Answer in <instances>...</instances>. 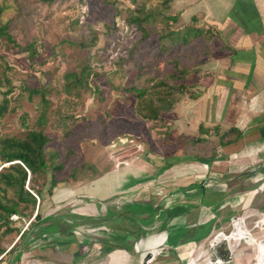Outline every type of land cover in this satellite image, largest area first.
<instances>
[{"label":"rangeland","instance_id":"rangeland-1","mask_svg":"<svg viewBox=\"0 0 264 264\" xmlns=\"http://www.w3.org/2000/svg\"><path fill=\"white\" fill-rule=\"evenodd\" d=\"M192 4L193 0H0V26L8 24L10 34L9 37L0 34V103L5 98L9 102L7 114L1 122V133L3 136L24 137L29 131H43L51 138L46 151L56 154L58 159L55 162L64 166L57 175V184L51 195L50 175L41 173L37 176L33 182L34 190L26 184V189L34 194L42 190L44 199H37L36 210L21 206V213L29 216L16 215L19 219L12 216L11 232L6 233V227L2 228L0 246L8 254L0 255V258L5 256L0 264H17L15 259L27 261L33 258L27 251L38 241L41 245L49 242L46 235H50L48 230L51 227H48L55 218L64 216L67 222L75 223L74 232L80 241V235L84 233L105 229L103 224L91 226L97 224L93 223L90 228L82 225L84 221L77 224L72 214L87 216L83 208L86 204H91L93 214L98 213L99 205L101 208L116 206L122 195L116 194L108 199L102 196L107 191L106 187L113 188L114 185L117 192L121 186L126 188L132 183L135 177L128 163L96 181L113 165L110 157L113 152L125 151L127 153L124 152L122 157L131 156L138 146L144 149V155L147 150L159 155L164 147L171 153L180 149L186 156L197 154L198 150L205 151L194 150L193 142L182 138L179 125L174 123V112L162 114V121L146 122L143 115L149 114L151 95L142 103L129 91L131 88L153 89L160 82H167L170 86H182L189 91L181 96L183 102L175 95L176 102L184 103L196 101L188 99L193 86L202 92L200 88L210 84L212 78L207 65L214 54H219L222 43L220 36L215 37L213 33L216 30L194 13ZM151 12L155 15L143 23L145 31L132 23L131 16L142 17ZM174 15H178L177 22L168 19ZM190 27L204 33L195 36L193 32L188 43L182 42L181 38ZM30 46L33 49L30 50ZM32 51L33 55L30 54ZM87 65L91 66L92 76H95L89 86L66 82V74L80 72ZM158 91L165 96L170 94L166 90ZM185 114L183 112L182 116ZM171 141L175 145L172 146ZM256 160L251 158L249 166H258L260 163ZM81 164L87 168L78 174V181H66ZM2 166L0 169L7 165ZM258 178L256 188L260 189L264 174ZM93 181L96 189H90L104 198L103 203L101 200L89 201L84 196L83 189ZM224 189L227 190L226 187ZM9 197L14 198V194L10 192ZM257 198L254 207L264 204V192L260 196L261 201ZM262 211L239 208L233 227L226 225L225 233L220 235L218 232L202 243L195 250L192 261L210 264V260H215L216 246L219 249L223 246L236 222L245 215H254L246 221L248 228L258 223L260 230L264 226V221L259 223L263 218ZM38 212L42 220L31 224ZM25 230L26 235L20 239ZM38 233L45 236L37 238ZM242 237L234 258L244 257L250 260L247 264H258L259 249L251 242L257 240L256 237H264V229L257 232L256 237L252 233L251 239L249 234L241 240ZM260 262H264V254Z\"/></svg>","mask_w":264,"mask_h":264},{"label":"crops","instance_id":"crops-1","mask_svg":"<svg viewBox=\"0 0 264 264\" xmlns=\"http://www.w3.org/2000/svg\"><path fill=\"white\" fill-rule=\"evenodd\" d=\"M192 5L201 21L216 30L222 45L207 65L210 84L200 88L203 95L196 101L176 106L174 123L179 125L182 138L193 142L194 150L205 151L186 156L180 149L171 153L164 147L159 155L147 150L140 158H128L127 165L135 177L132 183L117 192L114 185L115 189L106 187L102 196L109 199L128 194L131 202L117 207L99 205L97 214L92 213L91 204H86L85 219L82 214H72L77 224L84 221L82 225L87 228L93 223L97 224L91 226L103 224L107 232L102 231L101 237L84 233L80 241L74 232L75 223L67 222L64 216L55 218L48 227L49 242H36L27 251L33 258L15 259V263L141 264L144 255L157 250L152 264H197L192 261L195 250L218 232L233 227L239 208L264 212V204L254 207L257 195L261 201L263 193L256 188L258 175L264 174V0H193ZM183 112L186 114L182 116ZM201 125L208 135L201 134ZM230 130L235 132L232 141L222 143L221 134ZM251 158L260 164L249 166ZM112 164L96 181L123 166ZM95 184L93 181L83 189L84 196L103 203L104 198L91 190L96 189ZM242 227L239 224L225 240ZM260 230L257 227L253 236ZM41 236L45 234H36ZM239 239L226 250L232 253L231 264L250 262L233 256ZM256 239L257 243L264 241V237ZM218 250L216 246L214 259L220 255Z\"/></svg>","mask_w":264,"mask_h":264},{"label":"trees","instance_id":"trees-1","mask_svg":"<svg viewBox=\"0 0 264 264\" xmlns=\"http://www.w3.org/2000/svg\"><path fill=\"white\" fill-rule=\"evenodd\" d=\"M154 15L155 14L153 12H151L150 14H144V16L142 17L133 15L131 16V21L132 23L137 24L143 31H145L143 23L148 21L150 17H154ZM168 19L177 22L178 15L171 16ZM193 19L194 21H197L196 17H194ZM197 29L191 27L188 28L186 34L181 38L182 42L188 43V39L191 38L193 32H195V36H202L204 32ZM171 33H173V31H171ZM213 33L215 37L218 35V33L215 31H213ZM0 34H6L8 37L10 36V34L8 33V24L0 26ZM31 49H33L32 46H30V50ZM33 53L34 51H32L30 54L33 55ZM195 72L197 73L198 71L196 70ZM94 77V75L92 76L91 66L87 65L80 72H72L66 74L65 80L70 85L89 86ZM88 78H91V80H89ZM158 90H166L169 91L168 93L170 94H168V96H165L163 92ZM129 91H132L135 94L136 98H138L142 103L145 102V99H147V97H150L151 95L152 104H150L149 114L143 115V118L146 122L149 120L162 121V114H172L176 105L179 103V101L176 102L177 99H175V95H178L179 100L181 99V96H184L185 94H187V92H189L182 86H170L167 82H160L159 86L153 89L131 88L129 89ZM202 95L203 93L197 91L195 89V86H193V88L190 90V93L188 94V96H190V98L188 99L197 100ZM182 100L183 99H181L180 102ZM153 103L155 104V107L153 106ZM156 103L158 104L156 105ZM8 107L9 102L8 99L5 98L4 101L0 103V165H7L4 167L2 166L3 168L0 169V232L2 231L3 227H6V233L12 231V229L10 228V221L12 216L22 215L23 217H26L27 214L21 213V206H24V209L33 207L36 210L37 198L31 190L30 192L26 189V184L28 183V185L34 190L35 187L33 186V182L36 180L37 176H39L41 173L50 175L49 179H51V182H47V184L49 183V185L51 186L49 190V193L51 195L53 194V190L57 184V175L58 173H61L64 168L63 163L55 162L56 159H58V156H56V154L46 151L47 147L51 143V138L43 131H29L24 137L2 135L1 122L7 114ZM200 131L201 134L208 135L209 133L208 130L203 128L202 125L200 126ZM234 134L235 132L232 130L225 132L224 134H221L220 141L222 143L231 142V137ZM85 168H87V166L85 165L84 167V164H81L80 168H78L81 170H75V172L70 174L65 180H71L75 182L78 181V174L81 173V171H83ZM10 192L14 194V198L9 197ZM36 195L41 201L44 199L42 190H38ZM35 220H39L38 222L42 220L40 212L35 214ZM33 223L34 221L31 222V224ZM26 233L27 230H25L20 235V239H22L24 235H26ZM5 253L6 252H3V249L0 246V255Z\"/></svg>","mask_w":264,"mask_h":264},{"label":"built area","instance_id":"built-area-1","mask_svg":"<svg viewBox=\"0 0 264 264\" xmlns=\"http://www.w3.org/2000/svg\"><path fill=\"white\" fill-rule=\"evenodd\" d=\"M127 151L129 152L130 150H127ZM124 152H120V153L119 152H113L111 154V156H110L111 160L113 162H115V167L116 168H119L121 165L126 164L127 163V159L129 157L136 156L137 158H140V156L143 155L142 152H144V149L141 148L140 146H138V149L135 148V152L131 156L130 155L129 156L125 155V157H122V155H124ZM125 153H127V152H125ZM260 190L264 192V183H262V185L260 187ZM34 195L38 199V201H40L39 197L36 194H34ZM129 202H131L130 196L128 194H125V195H122L121 197L118 198L116 206H118V205L121 206V205H124V204L129 203ZM252 216H254V215H247L246 217H243L240 222H236L234 230H236L239 227V224H242L243 230L249 233V237L250 236L252 237V232L257 228V225H258V223H257L255 226H253V228H251V229L248 228V226L246 225V221L248 219H250ZM262 216H263L262 221H259V223L264 221V213H263ZM14 217H16V219H19L18 216H16V215H14ZM95 230L96 231H93V232L91 231V234L93 233L95 235H99V234H102V231L107 232V230L100 229V228L95 229ZM75 233L77 234V232H75ZM87 233H89V232H87ZM251 237H250V239H251ZM252 243H255L258 246L260 254L257 255V261L259 263L260 257L264 254V252H263L264 251V247H263L264 242H261V243L258 242L257 243V241L255 239H253L251 244ZM239 246H240V244L237 245V247H239ZM157 255H158L157 250H154L153 252H150V253L144 255L143 258H142L141 264H152L157 259ZM259 255H261V256H259ZM4 257L5 256L3 255L0 258V261Z\"/></svg>","mask_w":264,"mask_h":264},{"label":"bare ground","instance_id":"bare-ground-1","mask_svg":"<svg viewBox=\"0 0 264 264\" xmlns=\"http://www.w3.org/2000/svg\"><path fill=\"white\" fill-rule=\"evenodd\" d=\"M248 225V224H247ZM253 228V227H252ZM248 232H246V231H244L243 230V227L232 237V236H230V237H232L229 241H228V243H227V241L225 240V242H224V244H223V246L218 250L219 251V257H217L216 259H215V261H210V264H221V263H223L224 262V259H222V261H218L219 259H220V257H222V252H224V251H226V250H229V249H231V247H232V245L234 244V243H236L237 242V240H238V238L239 237H242L244 234L246 235ZM244 235V236H245ZM227 244V245H226ZM226 246V247H225ZM241 248V247H240ZM223 254H225V252L223 253ZM230 255H232V253H230ZM258 264H264V262L263 263H258Z\"/></svg>","mask_w":264,"mask_h":264},{"label":"water","instance_id":"water-1","mask_svg":"<svg viewBox=\"0 0 264 264\" xmlns=\"http://www.w3.org/2000/svg\"><path fill=\"white\" fill-rule=\"evenodd\" d=\"M224 252H225V254H223ZM224 252H222V256L224 257L223 259H224L225 263L231 262L232 255H230V253L228 251H224ZM213 261H215V260H213Z\"/></svg>","mask_w":264,"mask_h":264}]
</instances>
